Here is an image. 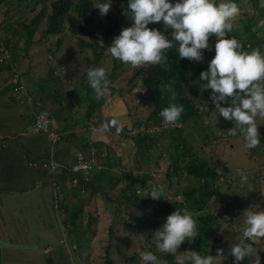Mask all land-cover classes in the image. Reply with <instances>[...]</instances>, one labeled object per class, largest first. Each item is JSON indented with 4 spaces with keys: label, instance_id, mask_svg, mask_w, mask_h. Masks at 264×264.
Masks as SVG:
<instances>
[{
    "label": "clouds",
    "instance_id": "clouds-1",
    "mask_svg": "<svg viewBox=\"0 0 264 264\" xmlns=\"http://www.w3.org/2000/svg\"><path fill=\"white\" fill-rule=\"evenodd\" d=\"M111 4L112 0H97L93 8L98 10V15L104 16L110 10ZM238 13L239 8L235 0H127L126 7L122 9V15L129 17L131 23L127 27H122L119 33L112 37L111 42L107 44V51L112 58L119 60L121 63L129 64L132 67L145 64H158L162 59L163 51L172 49L173 47H175V52L180 59L188 58L190 60L200 61L202 60V50L213 52L211 59L207 62V68L201 70L198 74L199 80L203 82L199 90L202 92L210 90L208 92V100L214 108L216 119L219 118L232 123L230 124L231 128L228 133L223 132L217 134L215 138L230 134L232 136L238 134L239 136L233 139L223 138L224 140H217L218 142L210 141L208 146L219 143L221 148H226L227 145L230 148L231 146L234 147L236 142H240L246 150L247 148H253L260 144V134L263 131L261 126L258 127L257 125V118L264 119V52L258 48H252L250 51L242 50L241 43L234 36L227 35L232 30L231 20ZM154 24H160L161 27H149ZM168 29H171V31L165 35V31ZM210 38L212 43L209 42ZM97 41L102 47L104 46L101 39ZM45 53L47 56H51L47 50H45ZM1 66L6 68V73H8L4 79V87L9 89L11 96L20 107L27 109V115L29 117V105L21 104L20 100L13 95L12 89L5 86V81L10 77L11 68L4 65ZM13 67L19 73L25 84L26 82L19 68L14 64ZM85 72V82L94 92L96 98L99 99L109 88L110 82L107 79L105 69L103 67H89L87 69L86 63ZM84 73L83 76L85 75ZM25 86L28 96L33 100L35 109L38 111H47L52 114L54 117V130L59 134L56 126L57 118L55 117V112L42 108L34 98L35 96L31 94L28 85L25 84ZM137 88H133V91L137 90ZM160 91H166L169 94L170 100L175 101L177 93L174 88L169 85H163ZM139 93L134 96L141 103L137 100L133 104L125 96L128 102V108H131V112L134 115L142 106H148V108L153 107L144 102L143 96L146 95L145 91L140 89ZM132 105L135 106V110ZM183 110L184 106L182 104L170 102L167 107L162 108L159 114L153 117L150 124H146L145 122L143 124H137L134 129L131 127L130 136L133 137L138 134L143 136L144 134L146 136L149 135V138H154L156 135H163L169 132L168 130L177 128L184 130L183 132L185 133V126L189 124L183 126L178 122ZM203 120L205 121V125H208L205 117H203ZM191 125L193 129L200 128L195 121H191ZM109 126H115L117 133L121 130L115 120L109 121ZM93 132L95 135L98 134V128H94ZM209 133H214L212 128ZM37 134L46 137L41 133ZM59 136L61 139L56 145L55 157L57 156L58 145L64 138L61 134ZM120 139L124 140L122 138ZM47 140L49 141L48 138ZM232 141L234 142L232 143ZM189 143L194 147L190 140ZM158 146H166V144L160 142ZM195 151H198V149H195ZM77 153H81L85 159L94 155L100 160L102 168L101 170L94 171L92 176L103 171L105 158L102 154L91 152L90 155L86 156L83 152L78 151L75 153V161L69 165L61 163L56 158L63 166L59 171L57 182L59 181V176L63 173L67 175L71 174L72 178L70 177L69 179L70 185L75 178L78 179V182L81 179L85 181L81 174L72 173L68 169L76 163ZM159 153L152 150L151 156L157 159ZM163 154L166 156L163 159H169L165 153ZM45 155L42 159H33L30 162H40L45 158ZM147 157L149 158L150 156ZM163 159L159 158L158 162ZM210 165L216 167L218 172H220L222 167H226H219L220 165L215 162H212ZM233 165L236 164L233 162ZM157 167L160 168L159 163L156 165V170L152 172L154 178L159 177ZM229 172L230 170L228 168V171L224 173L226 175H222L221 182L226 181V176ZM47 176L51 181L50 176L48 174ZM183 176V181L187 184L185 186H177V183H180ZM174 177L180 178H176L177 181L175 183L172 181L170 183L167 179L169 182L168 192H163L160 187L152 186L150 188V194L147 197L153 200L164 199L170 202L174 198L176 200H182V197L177 195L180 194L178 193L179 190L189 191L190 189H198V186L193 182V178L188 176L185 171L182 172V176L174 175ZM91 178L85 182H91ZM222 178L224 179L222 180ZM239 184L242 187H246L249 191L253 189L252 184L248 182V177L243 172H239ZM221 187L223 189L222 185ZM51 189L53 188L51 187ZM174 195L176 196L174 197ZM52 199L53 201H59V196L57 199ZM240 202L241 199L237 201L236 205ZM198 235L197 220L194 219L192 213L187 208H174L163 219L159 227L153 231L151 245L158 252L173 255L176 264H186L187 261H190V264H217L221 259L220 249H217L215 256L200 254L195 250L183 257L179 255L178 248L180 245L185 241L191 242ZM261 239H264V208L245 209L242 214V225L240 227L238 242L232 244L229 250V254L232 257V264H240L246 258L250 261V264H261L260 255L258 254L260 251L257 247ZM139 256L144 264H148V262L150 264H161V261L153 251H140Z\"/></svg>",
    "mask_w": 264,
    "mask_h": 264
},
{
    "label": "trees",
    "instance_id": "trees-1",
    "mask_svg": "<svg viewBox=\"0 0 264 264\" xmlns=\"http://www.w3.org/2000/svg\"><path fill=\"white\" fill-rule=\"evenodd\" d=\"M9 2L11 3V0H0V6H5ZM96 2L97 0L16 1L19 6H22V3H28L27 7L33 6L34 9L39 5L42 6L37 14L36 21L34 22L37 24L28 26L26 30L38 28V26L46 20L45 24L47 27L43 35L46 40H48L51 35L57 37L61 36L66 29L81 39L83 37H91L92 42L89 46L93 49L95 56L92 61H87V69L89 67H103L109 62L106 57V53H108L107 44L111 42L113 36L119 33L120 29L124 26L125 21L130 19L126 15H122V9L126 7L127 0H112L110 10L104 16L98 15V10L93 8ZM235 3L239 8V13L237 14L236 21H231L232 30L228 35L234 36L241 43L242 50L250 51L252 48H258L264 52V32L263 30L256 28L257 25L263 21L259 23L258 21L255 22L257 18L264 17V6L261 5V0H235ZM149 27L159 28L161 25L154 24ZM170 31L171 29L165 31V35ZM98 39L103 41V47L97 41ZM209 42L212 43L211 38ZM60 44L61 38L58 37L56 44L57 49H60ZM11 45H13V47L16 46V44ZM48 52L52 53V49L49 48ZM212 55L213 52L202 50V60L200 61L190 60L188 58L180 59L175 52V47H173L172 49L164 50L161 61L155 65L145 64L138 68L129 65L125 68L124 63L117 60L114 63L111 73L106 74L107 79L110 82L108 95L122 97L121 99L125 106H128V102L125 99V96L127 95L125 93L126 90L129 91V93H132L135 85V87L145 91L146 95L143 96L144 102L149 106H153V110L145 121L146 124H150L153 117L159 114L162 108L167 107L170 102H174L184 106V110L178 120L179 123L185 126L186 124L190 125L191 121H195V123L199 124L204 131L211 132L212 126L205 125V121L203 120L204 112L206 111L207 117L210 116L209 114L214 109L211 102L208 100V92L210 90L203 92L199 90L203 82L199 80L198 74L201 70L207 68V62L211 59ZM0 69L6 72V68L1 65ZM127 71L130 72V77L125 81V85L120 86V83L124 82L120 78L117 80L115 86V81L119 75L125 74ZM84 74V76L81 74V78L86 79V72ZM138 80V83L140 84L136 83ZM163 85H169L175 89L177 93L175 101L170 100L169 94L166 91H160ZM84 87L87 88L86 94L89 100H91L89 112L92 114L90 115L89 112L87 114L92 116L93 112L100 108V105H104V103H102L103 98L100 97L97 99L99 100V103L94 104L92 101L93 96L95 95L94 92L90 89L88 84H85ZM132 107L135 110V106L132 105ZM202 107L204 109H202ZM54 111H56V109H54ZM123 118L129 121L130 127L126 128L122 126L121 122H118L121 130L119 133L115 132L122 139L130 137L131 127L134 129L137 124L145 123L135 120L132 123L134 114L131 112V108H128V112ZM108 120H115V118H113V115H111L110 112L107 114L101 113L100 115H94L92 119H87L88 122L86 123V126L92 127L96 124H105ZM224 127V133H228L229 130L227 129L230 127V124L224 123ZM216 128L218 130L221 129V125L217 124ZM261 129L263 131L260 134V144L253 148L246 147L250 158H252V155H257L256 153L258 152L261 154L264 151V127H261ZM168 131L169 132L164 133L163 135H156L154 138H149V135L146 136L144 134L143 136L140 134L133 136L134 146L140 149L142 159L139 158L136 161L137 163L133 164V166L129 164L130 166H128L127 170L128 173L125 174L127 184L118 189L117 193L119 197L116 200H111L109 198L108 200L115 202L118 205L119 210L121 207L126 210L135 208V211L139 213L138 218H136L137 223L148 229L154 230L159 227L163 222V219L173 211L174 208H187L192 213L194 219L197 220L199 235L191 242H183L178 248L179 255L183 257L195 250L200 254H210L215 256L217 249H220L221 259L217 264L221 262L223 264H232V257L229 254L230 248H227L228 252H226V249L223 246L225 238L219 234L222 228L221 216L223 214H217L215 211L211 210V207L216 201H222L224 198L221 185L226 183V181L221 182V177L222 175H226L224 173L228 171V168L222 167L220 172H218L216 167L210 165V162L202 160V158L197 155V151H195L194 147L189 143L187 134L183 132L184 130L177 128ZM238 136V134H235L234 136L231 134L226 136L221 135L216 139L219 141L224 140L223 138L233 139ZM160 142H164L166 146H158V143ZM207 146L208 145L205 147ZM205 147L203 146L202 149ZM152 150L160 152L157 159L155 158V163L157 165L159 163V158H166L163 153H165L171 161L170 168L166 170L165 174L170 183L174 175L181 176L182 172L185 171L188 176L193 178V182L198 186V189H190L189 191L179 190L178 193L180 194L177 195L182 197V200H176V198H174L170 202L164 199L153 200L152 198L147 197L150 194V188L152 187H150L148 183L154 178L152 173L143 174L140 172L139 175L136 176L133 174V171H141L144 169L145 163L143 164V157L150 156ZM107 163L112 167L110 162ZM105 172L108 173V170H103L100 176L94 177L95 179L88 183L81 179L75 187L71 186L70 189L64 191L63 198L58 202V209L59 211L64 210L65 212V225H68L69 221L75 225L78 217L81 215L82 210H79L80 212L77 211V201H82L79 205L80 208L86 205L91 207L89 200L93 195L99 194L101 196H106L108 193V190L106 189H112L116 186V184L113 183L114 181L117 182V179H114L113 177L108 181V184H103L102 180ZM68 175L72 178L71 174ZM59 181L57 182L56 188L58 196V184L62 183L63 186H66L67 183V180ZM119 181L122 180L119 179ZM139 189H142L144 193L146 192L145 197L137 194ZM175 196L176 195H174V197ZM263 199L264 197L262 195L255 197V200L259 203L261 209L264 208ZM234 200H236V198H232L231 203L235 202ZM70 201L74 203L72 210L68 209L67 206ZM229 207L236 215L231 221H236L242 225V214L244 210L247 209V205H242L240 202L237 206L231 204ZM223 210H226V208H223ZM146 211H151L152 215L150 220L144 222V214L149 213ZM92 214L93 213L89 214L87 231L90 230L96 222V219L92 220V218H94ZM126 228L131 231L132 224L127 225ZM132 232H134V229ZM238 235H240V232ZM236 242H238V238H236V241L232 244ZM257 247L260 251L258 253L260 255V262L261 264H264V240L261 243H258ZM148 251H153L161 261V264H176L173 255L158 252L154 246L148 249ZM134 260L135 256L131 258V264ZM107 264H114V262H109ZM148 264H150V262H148ZM186 264H190V261H187ZM240 264H250V261L246 258L241 261Z\"/></svg>",
    "mask_w": 264,
    "mask_h": 264
},
{
    "label": "rangeland",
    "instance_id": "rangeland-1",
    "mask_svg": "<svg viewBox=\"0 0 264 264\" xmlns=\"http://www.w3.org/2000/svg\"><path fill=\"white\" fill-rule=\"evenodd\" d=\"M16 1L17 0H11V3L9 2L5 6H0V44L12 57L13 64L15 66L18 68L20 67L19 61L21 60L22 51V48L20 47L21 41L26 46V50H29L32 45L41 47L43 50V58L48 57L45 50L48 51V48H50L52 49V53H49L51 56L64 52L63 54L65 58L68 61H71V64H73L74 61H77L83 62L80 64L84 66L88 60L92 61L94 59L95 53L89 46L92 42L91 37H83L81 39L66 29L61 36H58L61 38V44L60 49H57V36L51 35L48 40L43 37L47 27L45 24L46 20H44L38 28L26 30L28 26L37 24L34 22L36 21L37 14L42 6L39 5L34 9L33 6L27 7L28 3H22V6H19ZM261 5L264 6V0H261ZM236 18L237 15L233 17L231 21H236ZM257 21L258 23L263 21L257 25L256 28L261 29L264 32V17L257 18L255 22ZM130 23L131 20L128 19L125 21L123 27L129 26ZM11 44H16V46L13 47ZM106 57L109 62L106 63L103 68L107 74L111 73L114 63L117 60L112 58L110 53H106ZM47 60L45 61L46 63L48 62ZM73 66L74 64L68 67L67 70L70 71ZM128 66L129 64L124 63L125 68ZM6 75H8V73H6ZM62 77L64 76L62 75ZM129 77L130 72L128 71L125 74L119 75L114 85L116 86L117 80L121 78L124 82H121L120 86H124L126 83L125 81H127V78ZM46 81L51 84L52 80L46 79ZM138 82L139 80L136 83ZM133 88H135V85ZM7 90L9 91V89ZM139 91V88L132 93H129V91L126 90L125 94L134 104L138 100V98L134 95L137 93L140 94ZM93 100H97L95 95L93 96ZM138 102L140 101L138 100ZM202 109L204 108L202 107ZM152 110V107L148 108V106H142L135 114L136 116L134 115L132 123L134 120L145 122ZM206 115L207 113L205 111L204 117L206 118V123L209 126H212L214 133L211 134L207 131L205 132L199 124L198 125L201 129H193L191 124L186 125L185 133L187 134L190 142L194 145L195 149H198L197 155L201 157L202 160L211 163L215 162L220 165L219 167L226 166L230 170L226 176V183L222 184V193L224 195L223 200L216 201L211 207V210L215 211L217 214H223L221 216L222 228L219 234L225 238L223 246L226 249V252H228L227 248H230L232 246L231 244L236 241L241 227L238 222L231 221V219L235 218L236 215L229 206L231 204L237 206V201L241 199V204L248 205V208H260V205L256 202L255 197L258 195H262L264 197V151L261 154L258 152L256 153L257 155H252V158H250L249 153L247 152L248 150L246 149V151L240 142H236V145L234 147L231 146L230 148L229 145H227L226 148H221V145L216 143L214 145H209L210 147H205L206 149H202V147L205 146V144L208 145L210 141H217L215 138L216 134L225 132L224 123L232 124L230 121L221 120L219 118L216 119L214 110L210 116L206 117ZM217 124L221 125V129L218 130L216 128ZM257 125L258 127L261 126L263 128L264 119L257 118ZM230 128L231 127L227 130ZM133 140L134 138L130 136L126 141H120L119 144L115 145L118 147L115 153V157L118 159V165L115 169L111 170V172L108 170V173H104L103 181L105 179H108L109 181L113 177L114 179H117V182L114 181L113 183L116 184V186L112 189H106L108 190L106 196H101L99 194L93 195L89 200L91 207L86 205L80 208L79 205L82 201H77V211L82 210V213L78 217L75 225L70 223V221L68 222V225H65V212L64 210L59 211L58 209V202H60V199L59 201H53V199H50L51 197L53 198V189L50 190L51 192L49 197H39L38 202L36 201L35 204L33 201L16 199V204L22 211L20 213L24 216V220H22L26 224L24 231L26 232L27 230L28 233H25L22 229L18 231L21 225L17 224V228H15L16 234L13 232V235L11 234L5 238L4 235H7V229L12 230V226L10 225L11 223L8 218L3 219L0 217L3 229L2 232L0 228V263L52 264L48 261V258H50L51 253H53L52 255L58 258V263L53 261V264H107L109 262H114V264H131V258L134 256L135 260L132 264H144V262L140 259L139 252L148 251V249L152 247L151 237L154 229H148L147 227L137 223L136 218H138L139 213L135 211V208L126 210L121 207L119 210L118 205L115 202L108 200V198L116 200L119 197L117 193L118 189L127 184L125 174L128 173V169L126 166L131 164V158L142 157L140 150L137 148L131 157L130 150L132 149H130L129 143L134 145ZM233 142L234 141H232V143ZM143 159V164L145 163L144 169L141 171L132 170L133 174L136 176H138L140 172L143 174H151L156 170L157 164L155 163L156 159L154 156L152 157L150 155L149 158L146 156L143 157ZM232 161L238 167L233 165ZM105 163L104 167H106ZM170 163L171 161L169 159H163L159 162L160 168L157 169L159 172V179L153 178V180L148 183L150 187L157 186L160 187L163 192H168L169 182L165 174ZM239 172H243L244 175L248 177V182L253 186L252 190L249 191L246 187L240 186ZM100 174L101 173L93 175L91 181L95 179L94 177L100 176ZM184 176L180 180V183H177V186H185L187 184L183 181ZM56 177L58 178V176ZM176 178L180 177H173V183L177 181ZM119 179L122 181H119ZM223 179L224 178H222V180ZM108 181L105 180L103 184H108ZM77 184L78 183H71V186L75 187ZM137 194L143 197L146 196V192L144 193L142 189H139ZM235 197V202L231 203V199ZM25 205L30 211H27ZM73 205L74 203L70 201L67 205L68 209L72 210ZM223 208H226V210H223ZM90 212L93 213L92 215L94 216L92 220L96 219V222L93 227L87 231V224L89 222L88 218L89 214H91ZM146 212L149 213L144 214V222L150 220L152 215L151 211ZM129 224H132L131 231L126 228ZM133 229L134 232H132ZM3 238H5L7 243L3 241ZM263 240L264 239H261L259 243ZM38 241L39 245L37 244ZM5 247L17 250L7 251ZM21 248L26 250H22ZM63 261L65 262L63 263ZM219 264L223 263L221 262Z\"/></svg>",
    "mask_w": 264,
    "mask_h": 264
},
{
    "label": "crops",
    "instance_id": "crops-1",
    "mask_svg": "<svg viewBox=\"0 0 264 264\" xmlns=\"http://www.w3.org/2000/svg\"><path fill=\"white\" fill-rule=\"evenodd\" d=\"M20 47L22 51L19 70L30 92L41 107L43 105V108L53 111L56 109L54 112L57 118V131L64 136L63 141L58 145L57 160L69 165L75 161V153L78 151L86 156L91 152H96L105 158L106 167L103 170L111 172L115 169L118 165V159L115 157L118 147L115 145L123 141L116 134L115 127L109 126V120L105 124H96L92 127H87L86 123L87 119H92L94 115L110 112L117 124L121 122L122 126L130 127L129 121L123 118L128 112V106H125L122 97H113L108 95L107 91L101 96L104 98L102 101L104 105H100V108L89 116L87 113L91 100L87 97V88L84 87L86 79L81 78V74L86 71V65L82 66L80 63L83 62L74 61L73 68L68 71V67L73 64L65 58L64 52L43 58L41 47L32 45L29 50H26L22 41ZM6 76V72L0 69V217L8 218L12 226V230L7 229L5 238L13 235V232L16 234L17 224L21 225L18 231L20 229L24 231L26 228L25 222L22 221L24 216L20 213L22 211L18 208L16 199L33 201L35 204L39 197H49L52 187L44 170L29 165L31 160L44 157L49 141L46 137L34 132L27 109L20 107L10 91L4 87ZM46 79H51V84ZM92 101L94 104L99 103V100L92 99ZM94 128L99 130L96 135L93 132ZM126 140L127 138L124 139ZM129 146L132 149L130 150L132 157L137 147L131 143ZM139 158L132 157L130 165L137 163ZM107 162H110L112 167ZM130 165L126 168L128 169ZM69 179L70 176L65 173L59 176V180H67L66 186L62 183L58 184L60 201L64 196V191L71 188ZM105 180L108 181V179ZM25 208L30 211L26 205ZM0 228L3 232L1 222ZM25 233L28 231L26 230ZM5 238L3 241L6 242ZM37 244L39 245V241ZM5 248L6 250H17L10 247ZM51 255L48 261L52 264L53 261L58 263V258L52 255L51 260Z\"/></svg>",
    "mask_w": 264,
    "mask_h": 264
},
{
    "label": "built area",
    "instance_id": "built-area-1",
    "mask_svg": "<svg viewBox=\"0 0 264 264\" xmlns=\"http://www.w3.org/2000/svg\"><path fill=\"white\" fill-rule=\"evenodd\" d=\"M0 65L9 66L10 69V77L5 81V86L9 87L13 91V95L16 96L21 104H28L30 107L29 117L31 121V127L36 133H41L45 135L49 141L50 145L47 149L45 158L38 162L32 161L30 162L31 167H40L44 169L47 174L51 178V185L53 188V198L57 199V177L60 169L63 167L56 160V145L60 141V136L54 130L53 123L54 117L51 113L47 111H38L35 109V105L33 104V100L28 96L27 89L25 84L22 81L19 73L13 67L12 57L9 55L7 51L4 50L2 45L0 44ZM97 133V131H95ZM102 164L100 160L92 155L90 158L85 159L81 153H77L76 155V163L68 168L72 173H79L88 181L92 173L94 171L101 170ZM73 184L78 183V179L75 178L72 181Z\"/></svg>",
    "mask_w": 264,
    "mask_h": 264
}]
</instances>
